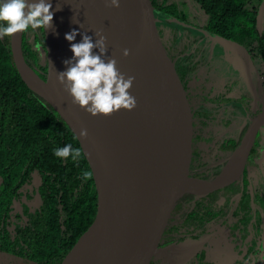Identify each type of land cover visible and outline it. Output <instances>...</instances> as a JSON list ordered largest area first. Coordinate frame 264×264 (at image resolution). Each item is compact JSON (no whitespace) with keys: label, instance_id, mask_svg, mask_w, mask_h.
I'll list each match as a JSON object with an SVG mask.
<instances>
[{"label":"water","instance_id":"95a60500","mask_svg":"<svg viewBox=\"0 0 264 264\" xmlns=\"http://www.w3.org/2000/svg\"><path fill=\"white\" fill-rule=\"evenodd\" d=\"M65 1L69 19L54 15L53 27L44 30L46 51L40 46L41 58L47 53L51 61L50 83L25 60L22 33L10 37L21 79L65 121L93 173L94 219L60 264H68L73 253L76 264H149L176 200L185 193L207 194L233 179L264 124V111L253 118L218 175L210 180L191 176L190 115L174 63L158 35L153 7L147 0H120L119 7L110 6L108 0ZM73 29L93 41L100 32L106 38L105 59L114 58L125 78H135L130 89L135 109L108 116L107 132L100 127V115L93 117L73 104L62 84L54 88L57 72L66 70L64 61L73 55L65 39ZM81 39L78 34L74 42ZM82 129L87 137L80 136ZM111 154L114 161L108 168Z\"/></svg>","mask_w":264,"mask_h":264},{"label":"flooded vegetation","instance_id":"af4514ba","mask_svg":"<svg viewBox=\"0 0 264 264\" xmlns=\"http://www.w3.org/2000/svg\"><path fill=\"white\" fill-rule=\"evenodd\" d=\"M161 17L167 22H159L156 29L174 63L190 115L189 174L210 180L225 167L253 118L264 111V54L257 44L210 32L206 22ZM25 35L28 41L37 36L35 45L42 39L40 29L30 28ZM83 171L81 166L70 168L56 195L63 234L69 233L68 213L61 197L69 190L70 177L77 182L75 196L92 187L93 177L82 180ZM22 175L9 187L10 204L1 212L0 227L4 220L11 237L41 212V189L50 191L37 170L24 180ZM4 189L0 177V194ZM0 255L25 259L1 248ZM149 264H264V124L229 183L204 195L185 193L176 200Z\"/></svg>","mask_w":264,"mask_h":264},{"label":"trees","instance_id":"16d2710c","mask_svg":"<svg viewBox=\"0 0 264 264\" xmlns=\"http://www.w3.org/2000/svg\"><path fill=\"white\" fill-rule=\"evenodd\" d=\"M193 1L199 11L207 17L206 29L210 32L218 33L227 39L257 44L255 46L264 54V0ZM147 2L160 15L186 21L185 13L176 2ZM260 12H263V17ZM259 17L262 18L261 22ZM40 31L42 39L40 38L39 45H35L37 36L28 41L26 31L22 33V52L27 63L41 78L50 83L51 61L47 53L44 59L41 58L40 46L44 51L46 46L44 29ZM67 144L80 148L65 121L21 79L13 62L10 37L0 39V177L5 187L0 194V223L1 212L6 211L10 204L9 187L21 174L24 180L29 177L30 171L37 170L50 186L49 192L48 189H41L44 195L41 212L32 215L29 224L18 230L15 237L10 236L3 220L4 223L0 227V248L33 261L34 264H60L78 237L91 224L96 213L94 181H90L92 187H84L82 193L75 196L73 189L77 182H73V177H70L69 190L61 197L68 213L66 227L69 233L63 234L58 221L56 195L60 187L64 186L70 168L81 166L85 171H91L83 152L81 158L76 161L71 157L65 160L53 154V149L62 148ZM79 161L82 163L79 164Z\"/></svg>","mask_w":264,"mask_h":264},{"label":"clouds","instance_id":"9594fccd","mask_svg":"<svg viewBox=\"0 0 264 264\" xmlns=\"http://www.w3.org/2000/svg\"><path fill=\"white\" fill-rule=\"evenodd\" d=\"M108 2L112 7H119L120 0ZM59 10L61 9L56 8V11ZM53 18L51 0H0V39L13 37L29 28L51 29ZM78 34L82 39L76 43L74 41ZM95 36L98 39L93 41L91 36L78 33L75 29L65 34L73 55L71 59L64 61L66 70L57 72V80L71 96L72 103L79 105L93 117H108L122 109L132 111L137 105L136 98L130 93L135 78H125L114 58L105 59L106 38L100 32H96ZM123 55L128 56L129 50L124 49ZM87 135V130L82 129L80 136ZM53 154L65 160L71 157L76 161L81 158L82 151L67 144L53 149ZM92 176L91 171H83L81 179L87 181Z\"/></svg>","mask_w":264,"mask_h":264},{"label":"rangeland","instance_id":"374dc122","mask_svg":"<svg viewBox=\"0 0 264 264\" xmlns=\"http://www.w3.org/2000/svg\"><path fill=\"white\" fill-rule=\"evenodd\" d=\"M157 2L158 3L164 2L165 4L176 2L177 4H179L180 9H182V11L185 13L187 20L192 21L191 23L193 24L196 22H199V23L207 22V17L199 11V9L197 8L193 0H157ZM184 2L186 3L185 5L182 4ZM153 12H154L155 17L157 18V23L167 22L166 20L162 19L160 13H157L155 10H153ZM190 160H191V156H190ZM23 260L10 256V255H9V259H7L5 255H0V264H32L30 262H25Z\"/></svg>","mask_w":264,"mask_h":264},{"label":"bare ground","instance_id":"6f19581e","mask_svg":"<svg viewBox=\"0 0 264 264\" xmlns=\"http://www.w3.org/2000/svg\"><path fill=\"white\" fill-rule=\"evenodd\" d=\"M51 3H52V11L54 12V15H56L59 19L64 20V21L69 19V7L65 0H51ZM56 8H60L61 10L56 11ZM59 86H60V83L58 82L57 77H56L54 88L58 89ZM107 125H108V117L100 115V127L105 132L108 131ZM113 161H114V155L111 154L109 155L107 159L108 168L112 167ZM76 261H77L76 253H73L68 264H76ZM83 264H88V262H84Z\"/></svg>","mask_w":264,"mask_h":264}]
</instances>
